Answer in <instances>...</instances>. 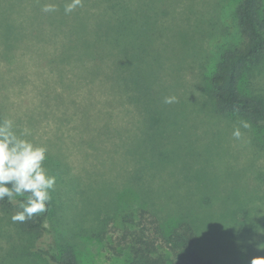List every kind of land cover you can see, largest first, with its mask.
I'll return each instance as SVG.
<instances>
[{"label":"rangeland","instance_id":"374dc122","mask_svg":"<svg viewBox=\"0 0 264 264\" xmlns=\"http://www.w3.org/2000/svg\"><path fill=\"white\" fill-rule=\"evenodd\" d=\"M240 1L84 0L65 14L68 0H0V16L17 25L9 39L0 27V117L47 146L56 177L48 231L12 222L20 206L0 210V264H56L45 251L130 264L128 242L142 231L171 255L175 241L164 237L185 223L215 264L264 257V123L218 112L211 95L222 55L248 40ZM112 13L130 16L132 27L99 55L96 32ZM83 44L94 46L92 59ZM243 82L264 104V57ZM169 96L176 102L165 103ZM240 120L251 127L236 140Z\"/></svg>","mask_w":264,"mask_h":264},{"label":"trees","instance_id":"16d2710c","mask_svg":"<svg viewBox=\"0 0 264 264\" xmlns=\"http://www.w3.org/2000/svg\"><path fill=\"white\" fill-rule=\"evenodd\" d=\"M23 1L24 0H15L12 4L13 6L20 7ZM40 6L41 5L37 4L35 7ZM0 7H3L2 10H7L1 3ZM9 7V11L12 12L11 5ZM1 14L0 27L5 32V35H3L9 39V36L14 33V28L17 29V25L14 20L9 21L5 19V17L8 16L6 13ZM236 15L238 26L248 40L245 47L229 49L222 55L210 78L211 95L216 102L218 112L240 115L253 123H264V104L260 99L253 98L244 91L243 82L248 70L255 64L260 63L264 57V5L262 0H241L236 9ZM129 17L130 16L121 13H112V15H108L109 24L107 30L103 33L96 32V40L100 41L96 46L98 48L97 54L101 52V54L105 55L107 53L104 49L105 45H109L111 49L113 46L116 48L120 47L124 35H126L132 27V21ZM78 20H81V16H78ZM155 21H157V19ZM76 28L79 30L84 29L82 25ZM32 33L35 37L38 36V33L35 31H32ZM24 36L26 37L27 35ZM128 37L129 39L127 41L136 42V38L133 36ZM84 46L90 49V56L88 54L87 57L92 59L94 53L92 54L91 50L94 46L83 44V47ZM65 55L66 54H63V57ZM67 56H69V54ZM152 64L153 61L151 62V65ZM98 68L102 67L96 64L94 71L95 75ZM136 83L138 82L133 80L132 85ZM146 111L148 112L147 107ZM149 111L153 130L154 126L157 125V115L154 112L152 113L151 110ZM20 199L21 198L18 197L17 201ZM18 206V202L9 203L7 198L0 200V210L9 211ZM51 206L52 200L48 205V211L46 213L37 214L36 217L28 220L26 228L33 232L48 231L46 223L51 215ZM162 234L164 236L163 232ZM164 238L167 243H169L168 241H175V243L170 246L171 255L166 253V251H161L157 239L152 240L145 231L135 235L133 243L128 242L130 244V255L132 256L130 264H215L212 260L203 258L194 248L196 231L192 225L185 223L180 230H177L170 237ZM45 254L56 264H78L76 257L72 255L58 258L50 251H45ZM174 256H176V258H173Z\"/></svg>","mask_w":264,"mask_h":264},{"label":"clouds","instance_id":"9594fccd","mask_svg":"<svg viewBox=\"0 0 264 264\" xmlns=\"http://www.w3.org/2000/svg\"><path fill=\"white\" fill-rule=\"evenodd\" d=\"M84 0H68L64 6L65 14H70L83 6ZM44 12L56 11L54 4H45ZM175 96L165 98V103L176 102ZM250 123L240 120L232 132L233 138L241 140ZM31 129L18 130L11 118L0 117V200L7 198L9 203H19L20 210L11 216L12 222H25L37 214L46 213L52 199L51 192L56 185V177L51 175L46 161L48 148L34 143L30 137ZM21 198L17 201V198ZM251 264H264V257H256Z\"/></svg>","mask_w":264,"mask_h":264}]
</instances>
